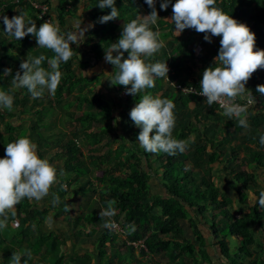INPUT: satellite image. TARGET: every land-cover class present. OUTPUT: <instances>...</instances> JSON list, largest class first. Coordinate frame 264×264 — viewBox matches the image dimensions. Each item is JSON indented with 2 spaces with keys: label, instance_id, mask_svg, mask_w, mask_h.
I'll return each instance as SVG.
<instances>
[{
  "label": "trees",
  "instance_id": "trees-1",
  "mask_svg": "<svg viewBox=\"0 0 264 264\" xmlns=\"http://www.w3.org/2000/svg\"><path fill=\"white\" fill-rule=\"evenodd\" d=\"M59 1L56 21L59 22L60 29L64 30L76 13L72 3L78 0ZM99 2L100 0H88L86 8L92 24L95 25L89 35V42L94 40L95 43L91 45L88 55L96 62L105 61L104 48L107 49L111 43L118 41L124 23L144 16V9L147 7L148 13L151 12L145 0H116L120 13L118 19L101 24L98 23L99 18L110 14L111 9H100L97 7ZM160 3L161 0H158L156 10L160 17L158 20L162 21L173 13L171 5L167 11H163L160 9ZM172 3L174 4L175 0H172ZM0 6V17L6 15L12 18L27 12L38 28L43 23L26 1L16 4L12 0H0ZM216 7L238 22L246 24L255 33L259 45L264 48V0H217ZM166 24L174 30L173 24ZM150 27L156 32L154 25ZM220 39L212 37V42L208 43L204 40V34L186 29L173 42L163 46L162 52L159 50L147 61L167 63L170 66L168 82L166 78H155V87L147 92L154 97L160 94L158 96L162 99L173 101L176 118L173 137L189 141L183 154H149L140 149L137 137L141 129L135 126L129 113L142 94H126L125 98L110 99L94 93L92 89L99 79L83 75L79 77L72 66L77 50H73V57L68 62L60 65L62 79L55 96L45 91L42 98L33 100L27 89H15L10 93L14 96L13 110L0 111V158L5 157L8 143L15 142L21 136L29 137L34 143L37 136V151L41 159H46V153L49 154L48 161L51 165L56 162V158L63 159L62 163L54 166L59 183L52 190L60 197L58 211L64 208L65 203L68 205V202L63 200V195L69 190L70 177L89 176L94 168L104 170V185H101V190L98 192L93 189L92 183L84 190L98 194L96 206L89 207L87 215L79 214L74 218V223L70 222L71 218L67 221L70 228L75 229L71 236L74 244L78 246L75 236L79 234L85 239V243L97 249L99 259L94 257V254H76L69 258V262L92 264L98 259V263L102 264L106 247H113L115 250L121 248L112 256L111 262L114 264H122L127 258H133L136 250L128 246L124 238L104 228V222L99 216L100 211L107 207L106 202L115 200L117 214L112 219L126 227L129 241L144 243L148 252L142 251L141 254L147 258L151 257L153 264H156L158 258V261H166L167 264H214L205 249L207 235L220 249L224 258L223 264H264V211L258 203L254 206L255 198L264 190V175L259 173L264 171V146L259 143V136L264 134V98L258 97L260 94L256 92L258 85H264V71L260 73V79L252 90L255 105L248 111L247 130L236 126L235 119L223 116V111L217 106L209 107L201 98L183 94L173 85L176 83L199 89L203 72L194 70L200 65L215 66L214 58L219 52ZM197 46L201 47L199 54H196ZM29 53L32 56H53L50 50L38 48L32 35L22 40L9 38L0 20V90L9 91L11 88L12 76L4 77V70L11 69L14 76ZM127 55L125 53V59ZM46 63L43 62L42 66L45 67ZM79 64L87 65L86 61L82 60ZM117 87L120 94L126 93L124 86ZM76 91L79 92L78 95L75 94ZM193 103L195 105L192 108ZM74 106L76 109L85 107V113L75 118V113L71 111ZM114 110L121 111L126 119L118 124L123 125L122 130L114 129L112 125L116 119ZM22 115L29 116L28 121H25L28 126H22L19 133H16L17 129L10 120ZM49 115H57L59 121L62 115L71 120L79 119L90 129L95 124L102 125L99 132L90 129L83 131L89 154L84 155L83 147L77 141V132L70 138L64 133L57 138L53 136L50 131L53 125L48 121ZM44 142L47 143L45 146L42 145ZM115 145L122 151L119 157H116L118 149ZM57 146L60 153L52 152ZM102 147L106 151L98 155L97 152ZM216 164L221 166L225 175V187L228 186L235 192L236 198L231 197L219 185L220 181L217 182L214 169ZM61 170L64 172L63 176H59ZM65 185L67 190L64 189ZM248 189L252 198L247 193ZM236 199L238 203L235 202ZM15 207L17 213L21 214L18 217L20 225L10 235L4 236L0 230V264H9L12 252L23 250L40 253L43 258L41 264H47L48 260L53 264H69L64 263L65 255H62L60 248L64 244L60 243V237L42 232V223L48 217L49 210L36 209L27 199ZM14 219L10 216V222ZM84 220L89 227L82 229ZM185 222L195 229V240L186 238L183 226ZM133 223L136 230L131 232L127 226ZM93 227L99 228L100 231L95 233ZM230 240H234V246ZM47 254L50 257H47ZM34 263L32 258L28 260V264Z\"/></svg>",
  "mask_w": 264,
  "mask_h": 264
},
{
  "label": "clouds",
  "instance_id": "clouds-1",
  "mask_svg": "<svg viewBox=\"0 0 264 264\" xmlns=\"http://www.w3.org/2000/svg\"><path fill=\"white\" fill-rule=\"evenodd\" d=\"M145 3L151 9L150 14L124 23L118 41L111 43L107 49L104 48L106 63L115 68V74L105 72L104 76L108 77L112 86H124L127 95L142 94L129 113L132 122L141 129L137 137L140 149L149 154L165 153L175 156L187 150L189 141L173 137L176 126L173 101L162 99L160 96L154 97L147 92L148 89L155 87V78H166L168 82L170 66L167 63L147 62L164 44L158 39L160 33L154 32L150 27L156 25L160 19L156 10V0H145ZM216 3L217 0H175L173 4L172 0H161L160 9L167 11L171 5L173 14L167 21L174 25L176 37L186 29H193L204 34V40L208 43L212 42V37L221 38L218 55L214 58L215 66L203 71L199 91L195 94L205 97L209 107L219 105L223 110V116L235 119L236 126L247 130L248 105L253 103V96L246 85L257 70L264 69V50H256L255 33L246 24L233 19L216 7ZM97 7L102 10L111 9L110 14L100 17L98 23H108L118 19L120 15L116 0H100ZM0 20L9 38L22 40L32 35L38 48L53 53L49 58L44 54L32 56L30 52L14 76L11 69L4 70V77L12 76V79L9 91L0 90V111L8 112L13 110L14 96L10 93L15 89H27L33 100L42 98L45 91L55 96L62 79L60 65L73 57L72 45L79 47L84 42L87 31L95 26L90 24L85 28L82 27V22L77 20L72 25L74 31L62 33L55 17L43 22L38 28L27 12L12 18L4 15ZM125 53L128 54L126 59ZM45 61L47 69L42 66ZM92 74L88 72L87 76ZM186 90L189 89L184 91ZM256 92L264 96V85H258ZM243 101L247 103L242 104ZM116 120H120V117ZM259 143L264 146V134L259 136ZM37 148L29 137L21 136L15 142L6 145L5 157L0 158V230L8 227L9 216L15 218L17 215L15 206L25 199L40 205L51 195L53 207L60 202V197L50 192L59 183L57 169L48 160L39 157ZM63 175L64 172L61 170L59 176ZM247 193L250 194L249 189ZM257 203L264 211V190L255 198L254 206ZM106 204L107 207L100 211L99 216L104 222V228L114 230L117 228L112 219L117 214L116 201L108 200ZM64 211H68V208L66 207ZM13 223L15 224V220ZM45 224L52 228L53 217H46ZM127 229L134 232L136 226L134 223L129 224ZM122 238L129 241L127 235ZM31 257L32 253L29 250L13 251L9 264H22V259L23 264H28Z\"/></svg>",
  "mask_w": 264,
  "mask_h": 264
},
{
  "label": "rangeland",
  "instance_id": "rangeland-1",
  "mask_svg": "<svg viewBox=\"0 0 264 264\" xmlns=\"http://www.w3.org/2000/svg\"><path fill=\"white\" fill-rule=\"evenodd\" d=\"M158 2V0H156V3ZM145 11V14L148 13V7L144 9ZM75 16L78 18V15L76 13V15H74V18ZM90 16V15H89ZM171 19V15L166 17L165 19H163L162 21H157V24L154 25L155 26V29H156V32L158 31L160 33L159 35V40L163 41V44H164V47L167 46V43L169 42H173L175 40V37L176 35L174 34V30H171L170 27H168V25L166 24V22H168L167 20H170ZM169 23V22H168ZM196 37H198V34L195 35ZM179 37V36H178ZM95 43L94 40L92 42H89L88 44L85 45L84 48L81 49V52L78 50L79 48L73 44L72 45V48L74 50H77L78 52L76 53V56L74 55V61H73V68L74 70L77 72L78 76L80 77L81 75H85L84 73L87 72V69H90V71L92 69H94L93 67L97 66V62L91 58V55L89 56L88 55V51L91 50V45ZM78 48V49H77ZM161 50V49H160ZM84 52V53H83ZM162 52V50H161ZM198 52V51H197ZM85 56V57H83ZM86 61L87 65L86 66H82L79 64L80 61ZM99 65L97 68H101L102 69V72H107V71H113L114 66H112L111 64L109 63H106V61L102 60L100 62H98ZM107 65H110L108 67H106ZM45 68L47 69L48 68V65L47 63L45 64ZM96 71V70H95ZM109 71V72H110ZM94 74V73H93ZM104 82V80H103ZM105 87V85H103V83H100L98 85H96V83L94 84V88L92 89V91L94 93H99L101 95H103L104 93L102 92H99L100 90H102V88H99V87ZM103 91V90H102ZM78 91L75 92L76 95H78ZM117 91L116 95H110V99H115V98H118V97H121V98H125L126 97V94L124 92H122L121 94ZM157 95H160V94H157ZM71 100V99H70ZM72 112L75 113V118L77 117H80L83 115V113H85V107H83L82 109H76L75 106L71 109ZM114 116L115 118L117 117H120V120H116L112 122V125L115 128H118L119 130H122V127L123 125H120L118 126L119 123H121V121H125V117H123V115L121 114V111H118V110H114ZM23 120H27L28 121V117L23 116ZM22 118V117H21ZM9 119V118H8ZM7 119V120H8ZM61 120L59 121V118H57V115H49L48 116V121H50L53 125V128L50 130L52 133H53V136H56V138L58 137V135L64 133L66 137L69 136L72 137L74 136V134L77 132L78 133V136L77 137V141L79 142L80 146L83 147V153L84 155H87L89 154V148L85 145V139H84V135H83V131H85V129H90V127H87V125L85 126L82 122H80V120L76 119V120H71L69 117H66L65 115H62V118H60ZM19 121H21L19 119ZM23 127H27L26 126V123H23L22 124ZM102 128V125H98V124H95L94 126H91V131H95V132H99V130ZM124 131V130H123ZM122 131V132H123ZM19 133V131H18ZM113 135V134H112ZM65 137V139H66ZM36 140L39 139L37 136H35ZM36 140L34 141V143H36ZM47 143L44 142L42 143L43 146H45ZM117 150V152L115 153L116 154V157H119L121 155V150L119 148H117V145L114 146ZM56 149L53 150L52 152H58L60 153L59 151V147H55ZM103 148V147H102ZM100 148V152L98 151L97 154L98 155H102L106 150L105 148ZM55 154V153H53ZM52 154V155H53ZM49 154H45V157H46V160H49ZM95 155H96V152H95ZM56 162H53V166H57V164L60 162L62 163L63 162V159H59V158H56L55 160ZM68 175V174H67ZM217 175V174H216ZM217 180H220V183L219 185H221V180H222V183L224 182V174H219ZM64 178V177H63ZM104 179V170L103 169H96L94 168L93 169V173L89 176L85 175V176H72L69 178L70 180V187H69V190L67 191V194L63 195V200L65 202H68V205H64V208L60 211H56L55 213H53L52 211L54 210V207L51 206V195L50 197H47L45 198V200L40 204V205H37L40 209L43 208V210H49L48 212V216H52L53 217V226L52 228H49L46 224H45V221H43L42 223V232L43 233H48L49 235H52V236H58L60 237L59 241L60 243H63L64 245L61 246L60 248L62 249V255L64 256L65 255V262H69V258L72 257V256H75L76 254H78L79 256H85L86 254H95L96 255V258H98V251L97 249H95V247H91L90 245H88V243H85V239H83L82 237H80L79 234H76V239H75V243H77L78 246H76L73 242V239H71V236L74 232L75 229H71L69 224L67 223L68 221V218H71L70 222L71 223H74L75 219L77 216H79V214H84L87 215L88 214V208L91 207H95L96 206V203L98 202V199H99V196L98 194H91L90 192L88 191H84L87 187L89 188V183H92L94 185L93 189H97L98 192L101 190V185H104V182L102 181ZM262 180V178H261ZM222 186V185H221ZM67 187H64L65 190ZM90 189H92V187H90ZM227 193L233 197V198H236V193L233 192L232 190H230V188L227 186L226 189ZM77 193L81 194L80 196L77 195ZM62 197V196H61ZM250 197L252 198V194H250ZM62 200V199H61ZM238 203V200L236 199V201ZM33 204V202H32ZM34 205V204H33ZM36 207V205H34ZM59 206V205H57ZM68 208V211H64L65 208ZM57 209V208H56ZM60 209V208H59ZM58 209V210H59ZM42 210V209H41ZM21 215V214H20ZM18 213L16 215V218L15 219V224L11 221V224H9L11 226V228L8 230H4V235L5 234H8L10 235V231H14V229H17L20 225V221L18 219V217L20 216ZM38 216V215H37ZM36 216V217H37ZM208 222L210 221V218H208L207 220ZM9 223H10V216H9ZM84 223L85 224H81L82 225V229L84 228H87L89 227V225H87L86 221L84 220ZM102 226V225H101ZM186 226H189L186 224ZM100 227V226H99ZM93 230L94 232H99L100 229L99 228H94L93 227ZM191 235V232L188 234V236ZM95 237V236H94ZM12 238V237H11ZM259 238V237H258ZM10 238H8V242L10 241L9 240ZM95 240V239H94ZM231 241V244L234 246V240H230ZM98 245H100V242L98 243ZM121 248L118 247L116 248H113V247H106L105 251H104V258H103V262L102 264H114L112 263L111 259H112V256L114 253H118V250H120ZM218 249V248H217ZM96 251V252H95ZM217 253L219 252V249L216 250ZM53 253V252H52ZM40 253H36V252H32V260L35 262L34 264H41L42 261H43V258L41 255H39ZM115 255V254H114ZM120 257H123V255H119ZM47 257H50V255L47 254ZM99 259V258H98ZM97 260V263L96 264H99ZM219 257L218 255L215 254L214 256V263H217L219 261ZM154 260V259H153ZM123 261V260H122ZM120 261V262H122ZM94 262H92L93 264ZM136 264V263H133L131 262L130 260H127V262H123L122 264ZM47 264H53L51 263L50 260H48ZM66 264V263H65ZM69 264H73L71 262H69ZM88 264H91L90 262ZM118 264V263H117ZM137 264H140V263H137ZM148 264H153L152 263V260L151 262H148Z\"/></svg>",
  "mask_w": 264,
  "mask_h": 264
},
{
  "label": "crops",
  "instance_id": "crops-1",
  "mask_svg": "<svg viewBox=\"0 0 264 264\" xmlns=\"http://www.w3.org/2000/svg\"><path fill=\"white\" fill-rule=\"evenodd\" d=\"M41 2H47V3H49L50 4V7H51V10H52V14H53V17H55V18H57V15H58V13H59V8H60V1L59 0H40ZM87 1L88 0H82V6L80 7V0H78L77 2H73V0H72V4H73V7H75L76 8V13H77V15H78V18L75 16V18H72V19H70L69 20V22H68V26H67V28L66 29H64V30H61V32L62 33H66L67 31H74L75 29H73V27H72V25H73V23H74V21H77V20H79V21H81L82 22V27H85V28H87L90 24H92V22H91V19H90V17H89V13H88V11H87ZM76 13H75V15H76ZM83 13V14H82ZM150 13H146L144 16H146V15H149ZM91 30H92V28H90L89 29V31H87V33H86V35H85V40H84V42L82 43V44H80V46L77 48L80 52H81V49L82 48H84L85 47V45L86 44H88L89 43V40H90V38H89V35H90V32H91ZM176 38V37H175ZM196 43V42H195ZM77 46V45H76ZM197 49H196V54H197V51L198 50H200L201 51V47L200 46H197L196 47ZM84 53V52H83ZM83 57H85V56H83ZM97 64L99 65V63L97 62ZM98 65L97 66H95V67H93L94 69H92L91 71H90V69H87V72L86 73H84L85 75L84 76H87V73L88 72H92V73H94V74H92V75H90V76H88L89 78H98L99 80H98V83H96V85H98L99 84V82L100 83H103V85H105V87L103 86V87H99V88H102V90H100L99 92H102V93H104L103 94V96H106L107 98H109L110 97V95H113L114 93V95H116V93H117V91H119V89H118V87L117 86H112L111 84H110V81L108 80V77H106V76H104V72H102V69L101 68H97L98 67ZM108 66H110V65H107L106 67H108ZM206 68H208L207 66H205V65H200V66H198V67H196L195 68V70L194 71H197V72H200V73H202ZM96 70V71H95ZM261 70V71H260ZM110 71V70H109ZM109 71H107L108 73H112V74H115V69H113V71L111 72H109ZM263 71H264V69H259V70H257V72H255L254 74H253V76H252V78L248 81V83H247V85H246V88L249 90V91H251L252 92V95H253V88H254V84L257 82V81H259V79H260V73H263ZM1 75H0V80H1ZM103 80H104V82H103ZM2 82L0 81V84H1ZM158 96V95H157ZM258 97H262V98H264V96H261V95H259ZM194 103L191 105L192 106V108L194 107ZM22 117V118H21ZM23 115L22 116H18L17 118L15 117V118H13V119H11L10 121H11V123L14 125V127L17 129V131H16V133H18V131H19V129H21V127H22V124L23 123H25V121L26 120H23ZM19 119L21 120V121H19ZM34 141V140H33ZM36 145H37V143H35ZM223 168V167H222ZM215 174H217L216 176H218L219 174H221L222 173V169H221V166L219 165V164H216L215 165ZM259 173H262L263 175H264V171H259ZM222 174H224V173H222ZM224 177H225V175H224ZM218 178V177H217ZM220 180H217V182H219ZM263 183V182H262ZM225 184H226V181H225V179H224V182L222 183V180H221V185H222V187L224 188V189H226V187H225ZM57 186L55 185L53 188H56ZM50 192H52L53 193V190L51 189L50 190ZM50 197V196H49ZM33 204L34 205H36V209H40L38 206H37V204H35L34 202H33ZM52 206V205H51ZM53 207V206H52ZM58 207L59 206H55L54 207V210L52 211L53 213H55L56 211H58ZM57 208V209H56ZM41 209H43V208H41ZM57 213V212H56ZM15 219H17L16 217H15ZM14 219V220H15ZM19 219V218H18ZM13 222V221H12ZM10 224H11V222H10ZM186 224L187 225H189V226H186ZM184 226V230H185V236H186V238H188V239H191V240H195V235H194V231H195V229H193L192 228V226L190 225V224H188V223H186L185 222V224L183 225ZM8 230L11 228V226L8 224ZM7 228L6 229H4V230H7ZM4 230H2V232L4 231ZM15 230V229H14ZM191 232V235L190 236H188V234ZM10 234L12 233V231H10L9 232ZM3 234H4V232H3ZM5 236V235H4ZM213 239L210 237V236H208L207 235V248H205L206 249V251L209 253V255L211 256V258H212V260H214V256H215V254L216 255H218V257L220 258L219 259V261L217 262V263H214V261H213V263L214 264H223L224 263V258L222 257V255L220 254V249L218 248V247H216L215 246V244L213 243V241H212ZM219 249V252L217 253V251L216 250H218ZM96 252V251H95ZM99 255V254H98ZM94 257H96V255L94 254ZM127 260H130L131 262H133V263H140V264H148V262H151V260H152V258L150 257H144L142 254H139L138 252H135V254L133 255V258L131 259V258H127ZM159 260V258L156 260V264H167V262L166 261H158ZM127 262V261H126ZM97 262H94L93 264H96ZM125 264V263H124ZM127 264H129V263H127Z\"/></svg>",
  "mask_w": 264,
  "mask_h": 264
},
{
  "label": "built area",
  "instance_id": "built-area-1",
  "mask_svg": "<svg viewBox=\"0 0 264 264\" xmlns=\"http://www.w3.org/2000/svg\"><path fill=\"white\" fill-rule=\"evenodd\" d=\"M21 1H26V3L31 6V8L38 14L39 19L42 20L43 22H45V21H47L53 17L52 10H51L49 3L41 2L40 0H12V2H14L16 4H19ZM1 11H2V8H0V12ZM256 50H264V48L259 46L257 39H256ZM199 52H200V50H198L197 54H199ZM174 86H175L176 90H178L179 92H182L183 94H186V95L197 96L206 102L205 97L195 94L196 91H199V89H197L196 87L185 86L182 84H175ZM187 88L189 90L184 91ZM192 89H194V91ZM241 103L246 104L247 102L243 101ZM254 104H255V99L253 97V103L248 105V111L254 107ZM214 105L217 106L220 111L222 110L219 107V105H217V104H214ZM114 222L117 224V228L114 230H110V231L115 233L118 236L125 237L126 236V227H124L121 223L117 222L116 220H114ZM127 244H128V246L133 247L137 252H142V251L147 252L148 251L147 247L142 242H130V241H128Z\"/></svg>",
  "mask_w": 264,
  "mask_h": 264
},
{
  "label": "bare ground",
  "instance_id": "bare-ground-1",
  "mask_svg": "<svg viewBox=\"0 0 264 264\" xmlns=\"http://www.w3.org/2000/svg\"><path fill=\"white\" fill-rule=\"evenodd\" d=\"M8 7V6H7ZM4 8H6V7H4Z\"/></svg>",
  "mask_w": 264,
  "mask_h": 264
}]
</instances>
